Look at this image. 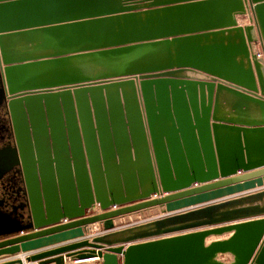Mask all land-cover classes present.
<instances>
[{"label": "water", "instance_id": "95a60500", "mask_svg": "<svg viewBox=\"0 0 264 264\" xmlns=\"http://www.w3.org/2000/svg\"><path fill=\"white\" fill-rule=\"evenodd\" d=\"M0 77L28 196L0 264H264V0H0Z\"/></svg>", "mask_w": 264, "mask_h": 264}, {"label": "flooded vegetation", "instance_id": "af4514ba", "mask_svg": "<svg viewBox=\"0 0 264 264\" xmlns=\"http://www.w3.org/2000/svg\"><path fill=\"white\" fill-rule=\"evenodd\" d=\"M16 129L0 77V212L22 219L28 215L23 167L18 157ZM17 161V163H16Z\"/></svg>", "mask_w": 264, "mask_h": 264}, {"label": "rangeland", "instance_id": "374dc122", "mask_svg": "<svg viewBox=\"0 0 264 264\" xmlns=\"http://www.w3.org/2000/svg\"><path fill=\"white\" fill-rule=\"evenodd\" d=\"M238 19H239V22H240L241 25L249 23V20H248L247 16H242V17H239ZM160 208L161 207H157V208H153V209H149V210H146V211H142V212H138V213H134V214H131V215H127V216H124V217L117 218L115 220V226L118 229H123V228H127V227H130V226H134V225L146 222V221H150V220H153V219L160 218V217L163 216L162 209H165V208H161V210H160ZM155 209H157L158 211L155 210ZM99 212H101L99 206L95 205L92 209L87 211V215L97 214ZM96 225H92L93 227L92 226L88 227V230L85 233L86 237L93 236V235H99V234L103 233V226L101 224H96ZM95 226L97 228H95ZM90 227H91V229H90ZM224 256H222L221 258L227 260L228 258H225ZM69 261L67 262V264H76L74 261H71V260H69ZM98 262H99V260L95 261V263L92 262V263H83V264H96ZM228 264H231V263H228Z\"/></svg>", "mask_w": 264, "mask_h": 264}, {"label": "bare ground", "instance_id": "6f19581e", "mask_svg": "<svg viewBox=\"0 0 264 264\" xmlns=\"http://www.w3.org/2000/svg\"><path fill=\"white\" fill-rule=\"evenodd\" d=\"M155 210H157V209H155ZM160 210H161V208H160ZM151 211V210H150ZM158 211V210H157ZM143 214V213H142ZM159 214V213H158ZM129 215H131V214H129ZM141 215V214H140ZM146 215V214H145ZM152 215V214H151ZM127 216V215H126ZM124 217V216H123ZM145 217V216H144ZM120 218V217H119ZM117 219V218H116ZM115 219V220H116ZM115 220H114V222H115ZM94 225H96V224H94ZM122 225V224H121ZM116 227V226H115ZM91 228V227H90ZM95 228H97L96 226H95ZM94 231V230H93ZM232 235H233V233H227V234H224V235H222V236H211V237H209V238H207V241H206V243H207V245H209V244H211V243H213V242H215V241H222V240H227V239H229L230 237H232ZM225 255V256H224ZM222 256H224L225 258H228L227 260H225V259H223V258H221ZM218 257V258H217ZM23 261H24V264H29V262H26V260L23 258ZM95 261H98L97 259H93V260H88V261H85V262H75L76 264H81V263H95ZM213 261H215V262H222V263H225V264H228V263H233V261H234V257L231 255V254H229V253H227V254H218L217 256H216V258L213 260ZM70 262V261H69ZM72 263V262H71ZM67 264V263H66Z\"/></svg>", "mask_w": 264, "mask_h": 264}, {"label": "crops", "instance_id": "0c3cea01", "mask_svg": "<svg viewBox=\"0 0 264 264\" xmlns=\"http://www.w3.org/2000/svg\"><path fill=\"white\" fill-rule=\"evenodd\" d=\"M239 18V17H238ZM239 20V19H238ZM239 24H240V22H239ZM249 24V23H248ZM248 24H244V25H248ZM241 25V24H240ZM240 174H242V173H240ZM245 194H248V193H245ZM245 194H236V195H234V196H230V197H228V198H224V199H222V200H219V201H216V202H221V201H223V200H227V199H233V198H236V197H240V196H242V195H245ZM97 226V225H96ZM93 227V226H92ZM91 229V228H90ZM73 242H75V241H70V242H66V243H64V244H58V245H54V246H50V247H46V248H43V249H41V250H38V251H36V252H34V253H39V252H43V251H49V250H51V249H55V248H57V247H61L62 245H66V244H69V243H73ZM8 259H11L9 256H5V257H3V258H0V263H2V262H4V261H7ZM69 261V259H66V263ZM83 264V263H82Z\"/></svg>", "mask_w": 264, "mask_h": 264}, {"label": "built area", "instance_id": "2783aa9c", "mask_svg": "<svg viewBox=\"0 0 264 264\" xmlns=\"http://www.w3.org/2000/svg\"><path fill=\"white\" fill-rule=\"evenodd\" d=\"M255 48H256V50L259 52V54H260V57H263V56H262V50H261V46H260V44H259V43H258V44H256ZM79 264H80V263H79Z\"/></svg>", "mask_w": 264, "mask_h": 264}]
</instances>
